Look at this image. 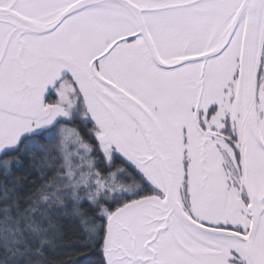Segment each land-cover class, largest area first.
<instances>
[{
	"label": "snow or ice",
	"instance_id": "1",
	"mask_svg": "<svg viewBox=\"0 0 264 264\" xmlns=\"http://www.w3.org/2000/svg\"><path fill=\"white\" fill-rule=\"evenodd\" d=\"M90 255L264 264V0H0V264Z\"/></svg>",
	"mask_w": 264,
	"mask_h": 264
},
{
	"label": "trees",
	"instance_id": "2",
	"mask_svg": "<svg viewBox=\"0 0 264 264\" xmlns=\"http://www.w3.org/2000/svg\"><path fill=\"white\" fill-rule=\"evenodd\" d=\"M64 223L66 228L75 229L77 227L75 222L71 220L65 221ZM77 235H79V233H77ZM97 259L98 257L96 255H90L88 258L82 259L80 264H96Z\"/></svg>",
	"mask_w": 264,
	"mask_h": 264
}]
</instances>
